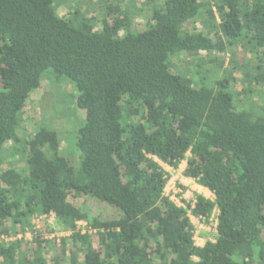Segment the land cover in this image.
Returning a JSON list of instances; mask_svg holds the SVG:
<instances>
[{
  "label": "trees",
  "instance_id": "obj_1",
  "mask_svg": "<svg viewBox=\"0 0 264 264\" xmlns=\"http://www.w3.org/2000/svg\"><path fill=\"white\" fill-rule=\"evenodd\" d=\"M65 2L0 0V235L33 236L0 242V264H264V0H99L96 17ZM49 79L83 114L67 154L48 124L21 135ZM183 161L213 201L165 196L162 165ZM188 212L216 213L213 241L195 245ZM38 216L69 235L46 239Z\"/></svg>",
  "mask_w": 264,
  "mask_h": 264
},
{
  "label": "rangeland",
  "instance_id": "obj_2",
  "mask_svg": "<svg viewBox=\"0 0 264 264\" xmlns=\"http://www.w3.org/2000/svg\"><path fill=\"white\" fill-rule=\"evenodd\" d=\"M66 1L64 5L58 4L56 5V10L59 14L65 13L68 9L71 7H77L81 6L82 9H85L88 16L96 17L98 16V6H100L99 0H64ZM79 1V2H78ZM79 4V5H78ZM193 26L188 23L186 25V29L192 31ZM196 28L198 30H201V26L199 24L196 25ZM228 53V52H227ZM220 56L222 61L224 62V65L228 64L229 60L228 54ZM181 55V54H180ZM179 55V56H180ZM174 59V63L177 66L178 71L184 72V70H187L188 68H191V64H193V59L188 58L185 55H181L180 57ZM237 60L239 61V64H252L254 62V58L250 54H236ZM225 65V66H226ZM211 80V78H209ZM50 81H44L42 84V88L34 93L28 103L26 104V107L24 109V124H25V132L22 133V136H30L33 135L36 127L41 124L45 123L50 125L58 134L59 140H60V151L62 154H67L70 151H73V144L75 141V134L77 132V129L80 128L83 125V114L77 109L75 105V88L73 85L60 83V81H54L53 79H49ZM240 88V81L237 80L236 88ZM257 96H253V101L257 104H264V85L257 86L255 88ZM239 91V90H237ZM26 133V135H25ZM162 165V164H161ZM162 168L164 172L169 175L165 170L167 167L165 165H162ZM168 186V190H169ZM175 201L178 204L179 199H175ZM87 207L92 211L94 214H102L107 215L109 211H107V206L99 203L97 201H94L92 199H88L86 201ZM42 222L40 224V227L43 225H48L49 230L54 231V233L50 234L47 233L46 239H54L52 236H55V238H64L69 235V232H63L61 229L57 227L55 224L54 218H41V219H34L33 220V226L35 227L38 222ZM191 222L194 223L195 226V238L196 243L200 245V240L198 238H201L205 241V238L210 235V230L213 229L209 225L203 224V227H199V225L196 223V221L191 218ZM81 227H84V225H81ZM209 228V231H205L204 229ZM211 228V229H210ZM84 231V228H82ZM15 233L14 230L12 231V234ZM15 237H13L14 239ZM33 239V236L32 238ZM52 254L51 251H49L48 259L50 258V255ZM49 264L50 261H49Z\"/></svg>",
  "mask_w": 264,
  "mask_h": 264
},
{
  "label": "crops",
  "instance_id": "obj_3",
  "mask_svg": "<svg viewBox=\"0 0 264 264\" xmlns=\"http://www.w3.org/2000/svg\"><path fill=\"white\" fill-rule=\"evenodd\" d=\"M167 167V166H166ZM186 167V161H183L179 164L176 170L167 167L165 170L169 175L167 184L169 187V198L172 200L178 207L186 208L187 205L193 207L195 203L196 196H202L205 199L213 201L214 196L207 189L200 187L193 179L185 178L183 176V172ZM175 199H179L180 202L175 201ZM211 229L210 235L205 238V241L201 238L200 245L196 243V238L194 237L195 245L198 247H203L207 241H213V237L215 235V223L210 222ZM209 228L204 229L205 231H209Z\"/></svg>",
  "mask_w": 264,
  "mask_h": 264
},
{
  "label": "built area",
  "instance_id": "obj_4",
  "mask_svg": "<svg viewBox=\"0 0 264 264\" xmlns=\"http://www.w3.org/2000/svg\"><path fill=\"white\" fill-rule=\"evenodd\" d=\"M168 184L166 185V187H165V190H164V194H165V196H167L168 198H169V191H168ZM170 199V198H169ZM188 215H189V218H190V221H191V218L193 217V216H191L190 215V213L188 212ZM46 218L45 216H38V217H36L35 219L36 220H38V219H41V218ZM52 216H50L49 218H51ZM47 219V218H46ZM193 219L196 221V223L199 225V227H203L202 225L204 224L203 222H202V219H200V218H195V217H193ZM214 222L215 223V226H216V223H217V221H216V213H213L212 214V216H211V218H210V220H209V222ZM40 224H42V222H38V224H36V226L33 228V231H38L39 229H40ZM191 224H192V226H193V228H194V236H195V226H194V223L193 222H191ZM53 238H55V236H52ZM31 238H32V233L31 232H27V233H25L24 235H18L17 234V236L13 239V237H7V236H3V235H0V242H12V241H14L15 239H24V240H31ZM57 239V238H56Z\"/></svg>",
  "mask_w": 264,
  "mask_h": 264
}]
</instances>
